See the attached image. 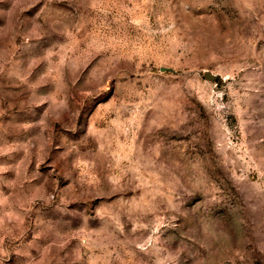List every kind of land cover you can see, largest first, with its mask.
<instances>
[{
  "label": "rangeland",
  "instance_id": "rangeland-1",
  "mask_svg": "<svg viewBox=\"0 0 264 264\" xmlns=\"http://www.w3.org/2000/svg\"><path fill=\"white\" fill-rule=\"evenodd\" d=\"M0 264H264V0H0Z\"/></svg>",
  "mask_w": 264,
  "mask_h": 264
},
{
  "label": "water",
  "instance_id": "water-1",
  "mask_svg": "<svg viewBox=\"0 0 264 264\" xmlns=\"http://www.w3.org/2000/svg\"><path fill=\"white\" fill-rule=\"evenodd\" d=\"M205 77H206V79H211L213 76L210 73L207 72Z\"/></svg>",
  "mask_w": 264,
  "mask_h": 264
}]
</instances>
